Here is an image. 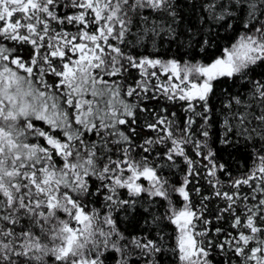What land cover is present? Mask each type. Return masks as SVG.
I'll use <instances>...</instances> for the list:
<instances>
[{"label":"snow or ice","instance_id":"obj_1","mask_svg":"<svg viewBox=\"0 0 264 264\" xmlns=\"http://www.w3.org/2000/svg\"><path fill=\"white\" fill-rule=\"evenodd\" d=\"M0 264H264V0H0Z\"/></svg>","mask_w":264,"mask_h":264}]
</instances>
